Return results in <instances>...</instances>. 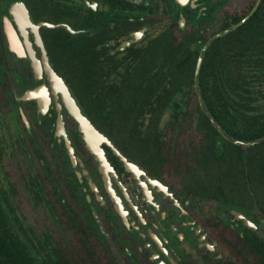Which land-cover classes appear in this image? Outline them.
I'll return each mask as SVG.
<instances>
[{
  "label": "flooded vegetation",
  "instance_id": "1",
  "mask_svg": "<svg viewBox=\"0 0 264 264\" xmlns=\"http://www.w3.org/2000/svg\"><path fill=\"white\" fill-rule=\"evenodd\" d=\"M17 1L44 24L18 22ZM51 43L86 45V55H52ZM0 52V187L65 254L82 264H264L251 172L264 150L240 157L237 147L264 136L245 139V117L208 104L232 95L238 112L246 90L263 98L247 101L253 113L264 110V0H0ZM49 68L98 131L96 148ZM19 194L42 211L41 226Z\"/></svg>",
  "mask_w": 264,
  "mask_h": 264
},
{
  "label": "trees",
  "instance_id": "2",
  "mask_svg": "<svg viewBox=\"0 0 264 264\" xmlns=\"http://www.w3.org/2000/svg\"><path fill=\"white\" fill-rule=\"evenodd\" d=\"M86 45H75L71 43L48 44L52 55H86ZM1 53V52H0ZM230 82V81H228ZM236 83V81H234ZM240 97L238 112L232 111L230 99L232 95L224 96L218 101L210 99L208 104L216 115H239L245 117V128H239V132L245 131V139H257L264 136V110L256 108L253 113L250 101H258L260 97L251 95V91L237 92ZM262 97V96H261ZM244 101V102H243ZM246 101V103H245ZM236 111V107L234 106ZM252 124L253 130H249ZM242 151L248 148H257L264 150V141L254 146H237ZM254 171V172H253ZM253 189L256 196V207L264 211V152H256ZM250 172V171H249ZM245 171L246 174L249 173ZM13 191V188H12ZM53 236H50L34 226L30 225L17 212L12 202V192L0 187V264H82L79 258L74 255L65 254L63 249L54 242Z\"/></svg>",
  "mask_w": 264,
  "mask_h": 264
},
{
  "label": "water",
  "instance_id": "3",
  "mask_svg": "<svg viewBox=\"0 0 264 264\" xmlns=\"http://www.w3.org/2000/svg\"><path fill=\"white\" fill-rule=\"evenodd\" d=\"M11 12L14 13L15 15L18 14V16H19L18 17L19 18L18 22H20L22 24L27 22L35 30L38 29L42 24H44V23H39V24H33L32 23V20H31L30 15H29V11H28L27 7L25 6V4L22 1L15 2L12 5V7H11ZM45 24L51 25L49 23H45ZM5 28H6V32L8 34V37H9L11 48L13 50H17V48L15 47V42H13V40H14V34L13 33L14 32H13V29L11 28L7 18H5ZM36 36H37V44L42 49V55H48L47 54V49H46L44 43L42 42L41 36L38 35V34H36ZM29 52H30L31 55H35L34 50L32 49V46L30 44H29ZM200 66H201V59L199 61L198 67H197V73H196L197 76H198V73H199V70H200ZM49 73H50V75H51V73H52V75H54V76H52V78H55V83L60 85V87H61V89H62V91L64 93V97H65V100H66L68 106L70 107V109H71L72 113L74 114V116L76 117V119L80 122V127L85 133L84 136H85L89 146L91 147V149L92 148H96V145L94 143V138H93L94 129H95L94 126L89 121V119L83 114V112L81 111L79 105L77 104L75 99L72 97V95H71V93H70L65 81L63 80V78L60 77L53 68H49ZM30 93H31V91L28 92V94H30ZM199 95L201 97L200 93H199ZM201 101H202V98H201ZM210 116L212 117L211 114H210ZM215 123L217 124L219 129H221L219 124L216 121H215ZM95 131L98 132L96 129H95ZM263 140H264V137L260 138V139H257V140H252V141L237 140V142L244 143V144H247V145H251V144H255V143H258L260 141H263ZM95 152L98 153L97 151H95Z\"/></svg>",
  "mask_w": 264,
  "mask_h": 264
},
{
  "label": "rangeland",
  "instance_id": "4",
  "mask_svg": "<svg viewBox=\"0 0 264 264\" xmlns=\"http://www.w3.org/2000/svg\"><path fill=\"white\" fill-rule=\"evenodd\" d=\"M5 165H6V160H5ZM8 167H10L9 162L6 165V168L8 169ZM18 199H20V203H21V210L25 213L28 214L32 220H34L39 226H41L42 224V211L39 209H35L30 200H28L27 197H25L23 194H19L18 195ZM38 218V219H36ZM40 218V219H39ZM69 235L71 236V234L69 233ZM72 239V238H71Z\"/></svg>",
  "mask_w": 264,
  "mask_h": 264
},
{
  "label": "snow or ice",
  "instance_id": "5",
  "mask_svg": "<svg viewBox=\"0 0 264 264\" xmlns=\"http://www.w3.org/2000/svg\"><path fill=\"white\" fill-rule=\"evenodd\" d=\"M94 6V5H93Z\"/></svg>",
  "mask_w": 264,
  "mask_h": 264
}]
</instances>
